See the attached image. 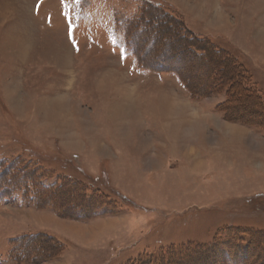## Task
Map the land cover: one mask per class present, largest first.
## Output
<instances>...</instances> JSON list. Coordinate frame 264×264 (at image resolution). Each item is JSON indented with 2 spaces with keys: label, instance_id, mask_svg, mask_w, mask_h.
<instances>
[{
  "label": "rangeland",
  "instance_id": "obj_1",
  "mask_svg": "<svg viewBox=\"0 0 264 264\" xmlns=\"http://www.w3.org/2000/svg\"><path fill=\"white\" fill-rule=\"evenodd\" d=\"M8 178L0 264H264V0H0Z\"/></svg>",
  "mask_w": 264,
  "mask_h": 264
},
{
  "label": "trees",
  "instance_id": "obj_2",
  "mask_svg": "<svg viewBox=\"0 0 264 264\" xmlns=\"http://www.w3.org/2000/svg\"><path fill=\"white\" fill-rule=\"evenodd\" d=\"M138 21H140V19L138 20ZM137 21V22H138ZM137 22H134V21H132V23L133 24H131L132 25V29H134V27H140L141 26V23H137ZM129 25H130V23H128L127 24V27H126V29L128 30V28H129ZM146 25H148V24H146ZM145 27V26H144ZM132 29H131V31H132ZM183 29V28H182ZM187 34V33H186ZM190 35L188 34V37H189ZM127 40V39H126ZM189 40V39H188ZM192 39H190L189 41H191ZM127 45V49H128V47H129V45L128 44H126ZM129 50V49H128ZM146 69H148V68H146ZM179 81H181L180 79H179ZM182 85L184 86V88L186 87L185 86V84L184 83H182ZM10 181H11V179L10 178H8ZM16 180V179H15ZM15 180H13V181H11V182H9L8 183V185H5L4 186V189L5 190H8L9 191V196H8V194H6L5 196L3 195V193L4 192H2L1 193V191H2V189H3V184L4 183H2V184H0V200L3 198V199H7V200H11L12 199V197H13V195L15 194V193H20V192H22L21 193V195H22V201L24 202V203H27L28 201L27 200H29L30 199V201H31V204L32 205H35V203L37 204V201H38V197H37V193H39V189L36 187V184H33V183H31V185L33 186V188L35 189V190H33V199H31L27 194H26V192L24 191V186L26 185V183H25V181L23 180V179H21V182H19V180L17 179V181H15ZM12 183V184H11ZM14 183H16V184H18V186H14L15 184ZM35 185V186H34ZM6 193V192H5ZM14 193V194H13ZM13 194V195H12ZM12 195V196H11ZM30 196H32V194L30 195ZM228 242V241H227ZM246 250V249H245ZM197 251H199V249L197 250ZM208 250H206V249H204L203 250V252H207ZM172 253H173V251H171ZM170 252V253H171ZM228 258H230V257H228ZM141 264H145V262H141Z\"/></svg>",
  "mask_w": 264,
  "mask_h": 264
},
{
  "label": "bare ground",
  "instance_id": "obj_3",
  "mask_svg": "<svg viewBox=\"0 0 264 264\" xmlns=\"http://www.w3.org/2000/svg\"><path fill=\"white\" fill-rule=\"evenodd\" d=\"M219 16V18H220V15H218ZM259 37H260V34H259ZM120 106L124 109V110H126V109H128V104H126V103H122L121 102V104H120ZM55 107L58 109V110H61L62 111V109H64V107H63V105H62V103L60 102L59 104L57 103V105H55Z\"/></svg>",
  "mask_w": 264,
  "mask_h": 264
},
{
  "label": "snow or ice",
  "instance_id": "obj_4",
  "mask_svg": "<svg viewBox=\"0 0 264 264\" xmlns=\"http://www.w3.org/2000/svg\"><path fill=\"white\" fill-rule=\"evenodd\" d=\"M62 2H63V0H62ZM77 2H79V0H77ZM68 34H69V37L71 38V36H72V28L70 26L68 28Z\"/></svg>",
  "mask_w": 264,
  "mask_h": 264
},
{
  "label": "crops",
  "instance_id": "obj_5",
  "mask_svg": "<svg viewBox=\"0 0 264 264\" xmlns=\"http://www.w3.org/2000/svg\"><path fill=\"white\" fill-rule=\"evenodd\" d=\"M260 18H261V17H260ZM258 22L260 23V19H259V21H258ZM258 22H257V23H258ZM260 26H261V24H260ZM257 30H258V29H257ZM254 34H255V33H254ZM255 37H256V36H255ZM258 44H259V42H258Z\"/></svg>",
  "mask_w": 264,
  "mask_h": 264
}]
</instances>
